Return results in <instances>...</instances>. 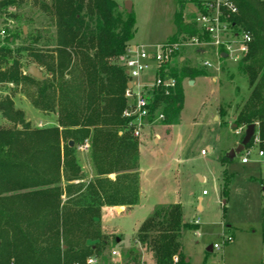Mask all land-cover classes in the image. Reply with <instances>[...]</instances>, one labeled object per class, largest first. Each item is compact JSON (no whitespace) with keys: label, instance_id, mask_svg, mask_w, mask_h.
Returning a JSON list of instances; mask_svg holds the SVG:
<instances>
[{"label":"trees","instance_id":"16d2710c","mask_svg":"<svg viewBox=\"0 0 264 264\" xmlns=\"http://www.w3.org/2000/svg\"><path fill=\"white\" fill-rule=\"evenodd\" d=\"M27 1L0 0V12ZM176 1L177 29L169 42L187 36L209 40V34L185 17L187 1ZM232 1L237 10L222 7L223 20L253 39L236 68L221 69L234 88L219 102L218 113L222 124H228V118L237 127L258 123L264 133V7L259 0ZM42 7L56 28L46 45H39L40 35L17 49L11 48L16 34L0 41V85L11 91L12 83L25 87L26 93L33 89L29 96L35 106L58 118L57 126L35 128L15 109V90L0 101L2 115L14 123L0 126V264H88L93 255L99 256L100 264H113L106 253L101 210L106 205L131 207L140 199V180L134 172L139 139L130 119L123 116L128 74L118 64L135 37L137 19L133 10L121 9L115 0H51V6ZM26 52L49 76L40 80L29 73L20 54ZM177 66L169 64L168 71H162V76L175 77L173 91L166 94L157 87L152 92L151 119L160 109L167 126L181 116L184 81L205 75V70L187 61ZM85 139L90 142L95 173L88 184L81 182L75 150V144ZM110 173L117 174L114 181L109 180ZM197 225L184 222L180 203L161 206L141 224L139 239L155 264H174L177 255L178 264H190L182 237ZM128 264L143 263L135 255Z\"/></svg>","mask_w":264,"mask_h":264},{"label":"rangeland","instance_id":"374dc122","mask_svg":"<svg viewBox=\"0 0 264 264\" xmlns=\"http://www.w3.org/2000/svg\"><path fill=\"white\" fill-rule=\"evenodd\" d=\"M115 1L121 9L128 2L132 3L137 25L131 46L144 45L150 49L155 44L169 42L176 32L178 1ZM186 1L185 17L194 21L214 0ZM42 4L51 6V0H28L21 7H9L0 12V28L6 29L9 36L12 33L18 38L11 48L26 46L31 36L37 35L43 38L39 45H46L54 34L55 25ZM228 37L229 34L226 35ZM181 42L178 56H187L197 68L205 70V75L199 76L193 86L184 81V107L172 127L163 124L159 115L144 121L142 135L138 138V166L134 171L140 180L143 197L132 209L106 205L101 210V230L108 237L106 253L110 256L113 248H117L123 254L122 263L111 257L108 261L128 264L137 255L143 264H154L152 253L139 239V227L161 206L180 203L185 223L193 224L199 220L198 225L185 230L182 237V250L190 264H264L263 171L257 163H243L241 153L232 160L226 159L227 153L242 139L236 135L242 126L234 125L232 118L227 119L228 124H222L218 113L219 102L224 96L229 97L234 88V83L229 84L227 73H222L221 69L224 66L234 69L237 63L221 57L218 62L214 50L197 60L190 54L197 52V46L190 43L191 39L182 38ZM20 54L26 68L35 65L49 76L44 66L33 64L30 54ZM206 60L217 68H203ZM118 64L123 68L122 58ZM153 77L151 72L141 76L140 80L151 82ZM8 87L12 92L16 91L12 97L15 109L21 111L33 127L45 129L58 125L56 113L43 111L31 101L29 95L33 89L26 93L25 87H16L12 83ZM11 91L0 85V101ZM12 124L0 111V126L11 127ZM89 145V139L75 144L77 163L83 174L81 182L86 184L95 178V173L91 172ZM108 178L114 181L117 174L112 173ZM229 237L232 240L228 242ZM215 244H219L221 249L209 251V247Z\"/></svg>","mask_w":264,"mask_h":264},{"label":"built area","instance_id":"2783aa9c","mask_svg":"<svg viewBox=\"0 0 264 264\" xmlns=\"http://www.w3.org/2000/svg\"><path fill=\"white\" fill-rule=\"evenodd\" d=\"M264 7V0H259ZM222 7H226L229 11L235 13L236 5L232 0H214L209 2L208 6L196 16L194 20L201 33H207L210 36L209 40L201 41L198 37H189L191 44L196 45L197 49H206L207 46H212L217 49L218 57H222V53H227V60L235 63L249 51V44L252 42L253 35L244 30H235L230 26L229 22L222 18ZM229 37L226 38V35ZM7 30L0 28V41L4 42L8 37ZM182 42H167L155 44L148 49L144 45L130 46L127 53L122 58L123 68H126L128 74L127 87L124 96L128 100V106L123 112V116L130 119L129 124L133 127L134 136L139 138L142 135L141 129L145 120H152V92L157 87H162L166 94H169L176 87L177 82L175 77H171L168 73L162 76V71L166 69L175 55L178 53V47ZM203 65L214 68L215 66L208 60L204 61ZM219 66V65H218ZM217 68V67H216ZM153 72V80L151 82L140 80V77ZM129 83L131 86H129ZM159 115V119L164 120V115L160 109L154 112V116ZM247 126L238 128L236 135H240L243 139ZM255 134L251 141L244 147L241 153V161L243 163H257L261 166L264 175V133L260 125L255 124ZM241 139V140H242ZM87 146V145H86ZM203 154L205 151L203 150ZM264 189V187H263ZM205 194V192L203 193ZM195 224L199 220L194 221ZM228 242L232 240L229 237ZM215 249H221L219 244H215ZM122 252L113 248L111 251V259H117L122 263ZM121 260V261H120ZM174 264L179 263L178 255L173 258ZM88 264H100V258L97 255L88 257Z\"/></svg>","mask_w":264,"mask_h":264},{"label":"water","instance_id":"95a60500","mask_svg":"<svg viewBox=\"0 0 264 264\" xmlns=\"http://www.w3.org/2000/svg\"><path fill=\"white\" fill-rule=\"evenodd\" d=\"M129 12L132 11V3H127L126 7H125ZM222 56L223 57H227V53H222ZM29 73L31 75H33L35 78L37 79H40V80H43L45 78V74L42 70H40L37 66L35 65H32L29 67ZM191 84L194 83L193 80H190L189 81ZM129 86H131V84L129 83ZM246 133L243 137V139L239 142L238 146L236 148H233L231 149L228 153H227V157L232 160L237 154H239L243 149L244 147L251 141V139L253 138L254 134H255V131H256V128H255V124H251V125H248L247 128H246ZM70 145L73 146L74 145V142L71 141L70 142ZM118 241H120V239L118 238ZM213 248V246H210L209 247V251ZM187 261H189L188 259H186Z\"/></svg>","mask_w":264,"mask_h":264},{"label":"crops","instance_id":"0c3cea01","mask_svg":"<svg viewBox=\"0 0 264 264\" xmlns=\"http://www.w3.org/2000/svg\"><path fill=\"white\" fill-rule=\"evenodd\" d=\"M213 50H214V52L216 53V55H217V49H215L214 47H210V48H206V49H197V52L195 53V52H191L190 54L195 58L196 57V59L197 60H199V59H201V57H203L206 53H210V51H212V53H213ZM190 55V56H191ZM217 57H218V55H217ZM226 58V57H225ZM182 61H187V62H189L191 65H193V66H196V65H194V63L192 62V61H190V59L187 57V56H178L177 58H175L173 61H172V64L173 65H175V66H177V62H182ZM218 62H219V57H218ZM178 67V66H177ZM203 68H208V69H210L209 67H207V66H205V65H203ZM214 68H216V67H214ZM151 72H154V71H151ZM150 72V73H151ZM202 76H204V75H202ZM199 77V76H198ZM198 77H196L195 78V80H193L194 81V83L193 84H191V86H193V85H196V80H197V78ZM186 82H188V85H189V81H190V79L188 80V79H186L185 80ZM185 89H186V87H184V91H185ZM185 102V101H184ZM173 126V125H172ZM171 126V127H172ZM120 135H122V132H120ZM89 160H90V162H91V159L89 158ZM135 171V170H134ZM91 172H92V174L94 175V170L92 169L91 170ZM110 174H112V173H110ZM110 176V175H109ZM108 176V177H109ZM141 182H142V180H141ZM141 186H142V184H141ZM142 191H141V189H140V197H143L142 196ZM141 200V199H140ZM200 200H203V198L202 197H200ZM139 205V204H138ZM137 204L136 205H134L133 207H135V206H138ZM132 206L131 207H129L130 209H132L133 208ZM105 209H110V208H105ZM103 211V210H102ZM213 249V248H212ZM211 249V250H212ZM187 259L189 260V258L187 257ZM153 260V259H152ZM190 261V260H189ZM154 264H155V261H154Z\"/></svg>","mask_w":264,"mask_h":264},{"label":"bare ground","instance_id":"6f19581e","mask_svg":"<svg viewBox=\"0 0 264 264\" xmlns=\"http://www.w3.org/2000/svg\"><path fill=\"white\" fill-rule=\"evenodd\" d=\"M203 153V152H202Z\"/></svg>","mask_w":264,"mask_h":264}]
</instances>
